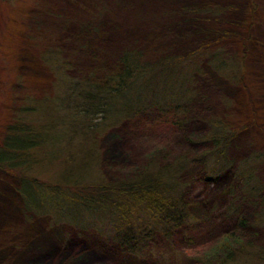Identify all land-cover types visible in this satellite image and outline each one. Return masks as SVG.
<instances>
[{
	"label": "rangeland",
	"instance_id": "374dc122",
	"mask_svg": "<svg viewBox=\"0 0 264 264\" xmlns=\"http://www.w3.org/2000/svg\"><path fill=\"white\" fill-rule=\"evenodd\" d=\"M207 6L226 8L194 12ZM206 43L229 62L218 73L211 55L201 56L186 82L193 97L187 113L151 109L105 128L89 121L97 130L72 140L55 136L86 124L74 118L72 105L80 102L64 94L59 78L112 75L127 50L153 62L163 54L185 57ZM53 56L66 69L55 72L54 60L49 68L45 61ZM23 106L40 108L26 121L40 118L52 139L34 150L39 162L27 173L51 184L132 179L152 162L166 167L202 158L212 150L205 139L213 117L225 118L236 137L227 169L190 164L180 173L189 224L167 238L157 235L138 254L113 241L109 225L86 228L35 212L37 205L26 209L20 180L0 169V264H221L241 245H264V229L249 226L260 206L241 195L236 178L243 160L264 154V0H0V146ZM78 151L83 162H71ZM254 176L264 181V165Z\"/></svg>",
	"mask_w": 264,
	"mask_h": 264
},
{
	"label": "trees",
	"instance_id": "16d2710c",
	"mask_svg": "<svg viewBox=\"0 0 264 264\" xmlns=\"http://www.w3.org/2000/svg\"><path fill=\"white\" fill-rule=\"evenodd\" d=\"M225 8L207 6L196 8L194 12L211 15L223 12ZM211 47L209 43L202 44L185 57L163 54L153 62H143L140 52L127 50L119 59L118 71L112 75L79 80L60 76L59 81L67 85L64 94L80 102L72 105L74 118L85 119L86 124L74 123L70 127L71 133L67 135L61 132L55 136L72 140L76 134L86 135L97 130L93 128L96 124L92 126L89 121H99L105 128L118 119H131L151 109L164 116L184 110L187 113L193 97L186 88V82L188 84L198 71L201 56L211 55L210 61L215 63L218 73L227 68L229 59L217 50H211ZM53 60L56 63L55 72L66 69L63 61L58 63L55 56L45 61L49 68ZM236 66L232 67L234 74ZM240 68L239 63L238 71ZM39 109L23 106L17 113V119L6 125L5 138L0 146V169L20 180V195L25 208L32 209L37 205V211L32 209L35 212L56 214L59 221L86 228L98 227L102 230L100 226L105 228L104 225H109L114 229L110 238L133 254L147 249L157 235L167 238L170 231L189 224L191 216L178 179L186 166L200 164L207 170L216 171L227 169L232 164L228 151L236 137V129L225 118L213 117L207 121L209 131L205 139L212 145V150L202 158L190 161L179 158L166 167H158L152 162L132 179H75L60 184L45 183L27 173L39 162L34 150L52 145L51 135L44 134L47 124L40 125V118L39 122L26 121L27 114L36 110L39 116ZM78 157L83 162L79 151L77 157L70 156L69 160L74 162ZM206 157L210 159L209 166ZM261 165H264L263 153L250 156L242 161L236 178L240 181L241 195L260 206L249 226L264 229V181L254 176ZM61 207H67L68 216L62 215ZM240 224L245 225L244 222ZM221 264H264V245H241L238 250L228 251Z\"/></svg>",
	"mask_w": 264,
	"mask_h": 264
}]
</instances>
